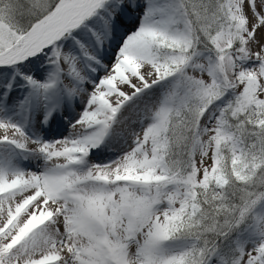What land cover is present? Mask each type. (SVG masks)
<instances>
[{
	"label": "snow or ice",
	"instance_id": "1",
	"mask_svg": "<svg viewBox=\"0 0 264 264\" xmlns=\"http://www.w3.org/2000/svg\"><path fill=\"white\" fill-rule=\"evenodd\" d=\"M0 131V264H264V0H0Z\"/></svg>",
	"mask_w": 264,
	"mask_h": 264
},
{
	"label": "bare ground",
	"instance_id": "2",
	"mask_svg": "<svg viewBox=\"0 0 264 264\" xmlns=\"http://www.w3.org/2000/svg\"><path fill=\"white\" fill-rule=\"evenodd\" d=\"M3 134V132L2 131H0V135H2ZM28 167H32V165H27Z\"/></svg>",
	"mask_w": 264,
	"mask_h": 264
}]
</instances>
